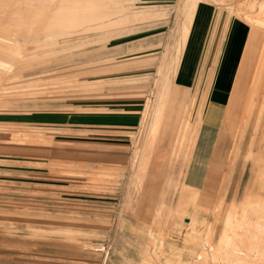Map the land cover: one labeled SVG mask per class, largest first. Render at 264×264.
<instances>
[{
	"label": "rangeland",
	"instance_id": "374dc122",
	"mask_svg": "<svg viewBox=\"0 0 264 264\" xmlns=\"http://www.w3.org/2000/svg\"><path fill=\"white\" fill-rule=\"evenodd\" d=\"M101 1L110 6L107 17L74 23L66 32L55 28L36 40L33 35L32 43L22 36L26 45L22 39L17 43L20 54L13 61L2 57L12 62L0 83V264H171L166 259L173 236L190 244L193 264H264L246 247L252 241L245 231L237 254L208 248L218 249L217 238L231 233L246 211L264 209L255 197L263 189L247 195L263 146L261 137L251 144L256 122L242 123L221 161L217 184L203 191L205 237L195 227L201 216L181 214H187L181 208L185 194L194 195L182 184L191 170L183 168L190 155L181 151L183 131L178 126L175 132L181 119L176 117L171 135L163 127L153 147L145 142L160 97L171 87L167 67L172 60L179 64L185 45L183 0ZM208 1L264 32L259 22L264 0ZM134 85L140 87L142 111L132 132L85 126V117L121 113V96ZM255 101L262 109L264 75ZM61 117L69 121H58ZM141 169L145 178L138 189ZM152 175L156 188L146 197ZM199 198L195 204H201ZM221 208H229L226 215ZM213 230L218 233L210 243Z\"/></svg>",
	"mask_w": 264,
	"mask_h": 264
},
{
	"label": "crops",
	"instance_id": "0c3cea01",
	"mask_svg": "<svg viewBox=\"0 0 264 264\" xmlns=\"http://www.w3.org/2000/svg\"><path fill=\"white\" fill-rule=\"evenodd\" d=\"M145 1L174 3L177 0ZM253 30L248 22L229 14L227 10L209 1L199 2L183 51L181 50L179 67L172 84V106L170 110L167 108L166 114L171 113L178 117V120L181 119L175 132L178 126L179 133L183 131L182 135L179 134L180 138L182 136L180 143L184 145L181 151L190 153L183 168L191 170L188 176L182 178V184L187 191H193V196L196 197L191 198L185 194L187 201L181 200V208L187 214L179 213L190 215L193 219L197 215L201 216L204 221L195 226L201 237L206 236L202 235L205 225L203 213L207 212L202 209L206 204L203 191L217 184V173L222 168L224 154L230 151L234 137L240 136L239 127L245 121L246 126L256 122L255 136L251 144L256 143V138L259 137L260 145L263 144L261 159L257 162L259 171L250 183L257 179L258 172L261 171L259 180L263 184V190L255 197L256 200L264 202V124L261 128L263 132L258 135L260 123L264 122V106L259 109L258 101H255L264 75V34L257 32L258 34L253 35ZM131 77L135 78V75ZM139 88L135 85L127 87L129 95L121 96V103H118L121 104V113L85 117L84 122L89 123L85 126L92 127L95 126L92 125L94 123L101 128L121 129V133L132 132L141 122L142 98L137 90ZM57 120H64V124L69 121L63 117ZM72 122L77 121L73 119ZM192 135L193 142L190 143ZM254 146L255 144L252 145ZM255 158L257 161L258 155ZM198 196L199 201L202 200L201 204H195ZM178 209L172 208L173 213H178ZM228 209L221 208V214L224 210L226 215ZM130 213L134 215V212ZM208 229H211L210 225ZM217 233L218 231L213 235L214 238ZM174 238L175 236L169 243L167 263L193 264L195 259L187 248L190 244ZM198 250L201 251L199 246ZM185 256L187 257L184 258Z\"/></svg>",
	"mask_w": 264,
	"mask_h": 264
},
{
	"label": "bare ground",
	"instance_id": "6f19581e",
	"mask_svg": "<svg viewBox=\"0 0 264 264\" xmlns=\"http://www.w3.org/2000/svg\"><path fill=\"white\" fill-rule=\"evenodd\" d=\"M201 1H208V0H183V5H184V12H183V16H184V20H183L184 42L183 43L186 42V38H187L189 29H190V24H191V21H192L193 16H194L195 9H196L198 3ZM217 1L224 3L228 0H217ZM131 2H130V4H131ZM108 8H110V6L107 4H104L101 0H0V57H1L0 58V83L2 84V82L4 81L3 80L4 74L7 73L6 71H8L7 70L8 69L7 64H8V62L11 61V60H9V61L4 60V59H2V57L8 55V56H10V59L12 58V61H13V57L16 56L15 54H17V55L20 54V53H18L19 45L17 46V43L22 39V36L23 37L25 36L26 40H24V41L29 42V40L31 39L30 37H32L33 35H35V36H33L34 37L33 39L36 40V39H38L37 38L38 34H39V36H40V34H43L45 37L47 34L46 32H50L52 29H55V28H57L56 30L59 32H66V30L68 28H70L74 23H84L87 21L89 22L91 20L97 21L96 19L107 17L106 11ZM112 9H114L113 11L115 13H121V7H116V8H112ZM260 9H262L260 14L263 17L261 18V21H259V22L264 24V3L260 7ZM136 10H138V9H136ZM236 17H237V15H236ZM256 20H258V19H256ZM257 32H261L264 34L263 30H261V29L258 30L257 28H254L253 35L258 34ZM261 36H263V35H261ZM43 38L41 37V40ZM34 40H32L33 43H34ZM41 40L39 38L40 42H41ZM24 41L22 39L21 42L23 45H26V42H24ZM30 42H31V40H30ZM35 42L37 43L38 40ZM179 52H180V54L182 53V51H179ZM21 53H24V52H21ZM22 56H23V54H22ZM14 59H16V58H14ZM179 59H180V57H179ZM16 61H15V64L17 66ZM18 61H20V60H18ZM178 65H179L178 62H175L172 60V62H170V64L167 67V72H166V76H165L166 80L165 81L171 87H172V84L174 83V78L176 76V73H177V70L179 67ZM10 71H11V69L9 68V72ZM8 75H10V73ZM6 78H7V76H6ZM171 87L166 91L165 94L161 95V97H160L161 102L158 103V107L156 109V112H155V114H153L152 122L150 124V128H149L148 134L146 136V141H145L146 144H148L151 147H153V145L156 143L157 138L159 136L161 137L163 127L166 128L167 136L169 134L170 135L173 134V129H171V127H174V123H176L175 121L177 118L174 117L173 114H171V113L166 114V111H167L166 105H167L168 96L170 97V95H171V90H172ZM162 121H163V123H162ZM192 142H193V140L190 141V143H192ZM146 147H148V146H146ZM160 155H162V154H160ZM154 158H157V157L154 156ZM160 163H162V162H159V164ZM159 164H157L158 167H159ZM147 166H148V164H147ZM157 166L154 165V168L156 169ZM138 167H139V165H138ZM143 168H144V166H143ZM260 172H258L257 179L251 184V187L247 188L248 193H247V190H246V193L248 196L252 194L250 192L254 191V194H255V192H256V194H258L262 190L261 189L262 184L260 183V180H259V177L261 176ZM137 177H138V179L136 180L137 181V188L140 189V187H142V183H143V180L145 178V170L140 171V174H138ZM154 180H155V177L153 176L152 181H148L145 185L144 195H146V197H148L150 194H152L153 190L156 188V183H155L156 181H154ZM185 190L187 191V189H185ZM187 192H189V191H187ZM183 197H184V195H183ZM184 198H186V197H184ZM183 200L187 201V198L183 199ZM248 206L249 205L246 204V209ZM184 209H186V208H184ZM248 210H250V209H248ZM250 211L251 212L246 211L245 214L243 215L244 217L240 218V220H242L241 222H239V221L235 222L237 224L232 227L233 229H230V231L232 230L231 233L222 234L217 238V239H220V241H221L218 249L215 250L214 246H212L211 244L208 246V248L209 249L212 248L211 251H214V252L218 251L220 248H223V251L227 256L232 255L234 252H235V254H237V252H238L237 250L243 251L242 249L239 248L240 246L238 244V242H239L238 240H245L246 241V239H244V237H243L245 234L243 235L241 233V232L245 231V232H248L250 234L249 237H250V240L252 241V242L248 243V246H246V247H248V249L251 252H254V253L258 254L260 257L264 258V209H262L261 212H259V213H255L253 209ZM252 216H255V217H252ZM196 221H197V223H202L204 220H199V221L196 220ZM233 224H234V222H233ZM240 229H242V231H240ZM214 240H216V239H214V236L212 235L210 243H212V241H214ZM254 249L256 251H254ZM213 255H214V253L212 255H209V256L213 257Z\"/></svg>",
	"mask_w": 264,
	"mask_h": 264
}]
</instances>
